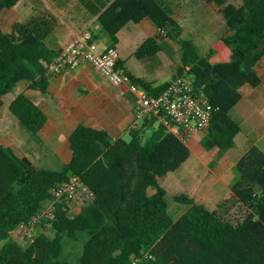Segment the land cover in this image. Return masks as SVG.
I'll return each instance as SVG.
<instances>
[{"label": "trees", "instance_id": "obj_1", "mask_svg": "<svg viewBox=\"0 0 264 264\" xmlns=\"http://www.w3.org/2000/svg\"><path fill=\"white\" fill-rule=\"evenodd\" d=\"M19 1L0 0V110L4 97L21 82L47 93L48 66L58 54L46 44L55 23L43 12L17 23L11 32L2 29L3 10ZM206 1L217 7L226 23L228 31L221 41L230 61L214 64V50L201 55L193 40L178 38L181 24L162 0H116L100 23L110 47H115L128 24L151 21L157 35L137 49L140 59L162 51L160 29L179 39L183 55L176 78L186 77L188 71L196 91L213 106L202 143L209 150H228L242 131L232 115L242 99L241 89L263 84L264 0H240V6L229 0ZM118 63L124 67L121 60ZM131 76L153 95L171 83ZM9 110L22 127L41 138L48 117L31 97L18 94ZM141 120L142 125L130 129L129 140L78 124L69 137L72 158L59 169L38 167L0 143V264H69L68 241L83 242L79 264H264V151L254 145L238 160L232 198L216 210L188 194L176 195L175 201L188 209L174 220L161 179L181 168L191 150L161 124L145 140L157 119ZM72 176H79L94 194L75 214L68 202H55L53 194ZM51 203L54 217L37 226L35 242L19 244L13 232ZM229 203L243 212L231 214Z\"/></svg>", "mask_w": 264, "mask_h": 264}, {"label": "crops", "instance_id": "obj_2", "mask_svg": "<svg viewBox=\"0 0 264 264\" xmlns=\"http://www.w3.org/2000/svg\"><path fill=\"white\" fill-rule=\"evenodd\" d=\"M115 1L20 0L14 7L3 10L1 26L5 32H11L17 23H26L35 15L43 12L49 15L55 23L52 32L46 39L49 48L59 51L76 36L91 31L97 42V49L105 51L110 47V37L103 29L100 18ZM162 1L174 9V16L179 22L180 14L195 16L197 8L201 4L213 7L218 16L222 17L217 7L206 0ZM229 1L236 6L241 5L239 0ZM132 24L134 23L128 24L118 34L119 42L115 45V48L120 54V60L128 72L135 77L147 82H158L149 79V75L145 71L139 73L128 63V60L134 55L139 60H146V58H138L136 52L145 39L157 35L156 29L149 20L134 24L136 27H143L148 36L141 43L132 38L134 47H130L133 49L128 52L125 47H121L119 36L125 29H131L132 26L130 25ZM135 30L136 28H132L130 32L134 35ZM100 43L104 45L102 49ZM158 43L161 45V37L158 38ZM146 69L148 72V67ZM263 71L264 67L261 69L263 84L257 88L244 86L241 89L242 99L232 111L233 117L242 127L240 133L244 134L239 140L243 150L242 153L236 155L237 153L233 150L237 145L236 137L234 146L228 149L225 154H222L224 150L219 148H214L217 149V152L216 155L211 157L197 154L198 161L196 164L198 166L194 167L195 172L204 166L209 169L212 161L214 162L212 174L215 179L210 178L208 182L204 178L198 181L199 176L190 177L191 184L187 194L210 209L216 210L220 204L232 198L231 184L236 179L235 167L238 160L254 145L264 151ZM47 75L49 78L47 93L29 89L27 82L21 88L22 92L31 97L48 117L47 123L41 132V138L32 140L31 136H24L21 124L9 110V105L14 98L6 102L4 97V106L0 110V143L6 147H11L21 157H28L36 166H62L68 163L72 158L69 137L78 124H85L92 128H103L115 138H124L125 135L129 134L130 129L139 125L138 123L141 120L137 119L135 114V95L129 91L126 85H113L91 64L85 62L70 74L51 76L47 72ZM206 133L207 131L198 135L204 136ZM187 144L189 146V142ZM189 148L191 150L190 146ZM19 150H22V153H19ZM192 153L191 150L189 159L192 157ZM211 158L212 160L209 161ZM200 188L204 192L202 194L196 193V190H200Z\"/></svg>", "mask_w": 264, "mask_h": 264}, {"label": "built area", "instance_id": "obj_3", "mask_svg": "<svg viewBox=\"0 0 264 264\" xmlns=\"http://www.w3.org/2000/svg\"><path fill=\"white\" fill-rule=\"evenodd\" d=\"M160 34H167L159 30ZM91 31L76 36L67 46L58 51L54 61L48 66V74L60 76L70 74L83 63H89L115 86L126 85L135 97L137 119L156 118L159 124L168 129L183 142L207 131L213 117V106L205 94L196 91L193 82L186 77H177L159 94L153 95L140 83L132 79L124 67L119 66L120 54L115 47L99 51ZM55 202L64 200L83 205L90 202L94 194L79 176L53 190ZM54 217V203L49 204L28 223H22L14 231L18 232L24 244L34 243L37 226ZM13 232V233H14Z\"/></svg>", "mask_w": 264, "mask_h": 264}, {"label": "rangeland", "instance_id": "obj_4", "mask_svg": "<svg viewBox=\"0 0 264 264\" xmlns=\"http://www.w3.org/2000/svg\"><path fill=\"white\" fill-rule=\"evenodd\" d=\"M234 1V0H232ZM240 1V0H239ZM181 10V9H180ZM182 11V10H181ZM180 14V13H179ZM180 24L182 27V32L180 37L183 39H191L193 40L196 45L198 46L199 53L201 55H204L210 50H214L215 54L213 56V63H221V62H227L230 61V52L229 50L222 44L221 38L227 33L228 29L226 26L225 21L222 17H219L216 10L213 7L209 6H199L197 8V14L195 16L193 15H187L180 14L179 16ZM132 28H136V32L131 33V29H125L120 34L121 39V47H125V49L129 52L130 47H134L133 39L136 40V42L139 41L141 43L147 36V32L143 29V27H136V25L132 24L130 25ZM161 45H162V51L156 54L155 56L146 58L145 61L137 59V57L134 55L130 60H128L129 65L139 71H145L148 73L149 79H153L155 81H158L159 83L164 82H170L173 81L177 76V70L182 65V55L183 50L182 46L180 44L179 39H175L171 37L169 34H161ZM101 49L104 47L102 43H100ZM140 47V46H139ZM148 67V72L146 71ZM264 75V71H263ZM186 78L189 80L193 79V76L187 71L186 72ZM26 82L19 83L13 91L5 97L6 102L11 101L13 98H15L18 93L22 92L21 88ZM5 111V109H4ZM3 117V116H2ZM4 118V117H3ZM4 119L1 121L3 124ZM144 121L141 120L138 124L139 126L142 125ZM159 122L154 123L149 129L146 131L145 134V140L151 137L154 130L159 126ZM22 131L24 132V136H31L32 140H37V138L26 128L21 127ZM26 136V137H27ZM205 136V135H204ZM203 135H196L192 139H190L189 146L192 150V157L187 161L181 169H179L176 172L170 173L165 178L161 179V185L164 186L167 190V202L169 205V213L172 216L174 220H178L188 209V206L185 204H181L175 201V196L185 193L187 194L189 191L190 186V177L192 176H199L198 181L201 179H206V181L213 178L212 171L214 170V162H212V158L209 160L211 161L210 168L208 169L206 166L200 168L195 172L196 166H198L196 163L198 161L197 154H200L201 156L204 155L206 157H211L216 155V150H208L204 147L202 141L204 139ZM244 136L243 133L238 134L236 139V147L234 152H236V155H239L242 153V147L239 144L240 138ZM125 139H130V134L125 135ZM227 150H224L222 154H225ZM19 153H22V150L18 151ZM216 160V157H215ZM214 160V161H215ZM61 166H50L51 169H59ZM195 167V168H194ZM194 168V169H193ZM194 170V172H193ZM153 191L152 189L150 190ZM204 192L203 189L200 188V190H196V193L202 194ZM70 208L72 212L75 214L78 212L79 208L83 205L81 203L72 202L69 203ZM214 206H216L214 204ZM230 210L231 214H234L237 212V214H241L243 211L238 210V207L233 205L232 203L228 204L227 207ZM13 238L21 245L24 244L22 238L18 234V232L13 233ZM82 246L83 242H67V259L69 261V264H79V257L82 253Z\"/></svg>", "mask_w": 264, "mask_h": 264}]
</instances>
